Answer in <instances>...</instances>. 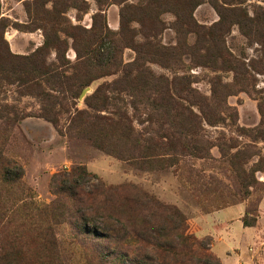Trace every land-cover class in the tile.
Returning a JSON list of instances; mask_svg holds the SVG:
<instances>
[{"label":"rangeland","instance_id":"1","mask_svg":"<svg viewBox=\"0 0 264 264\" xmlns=\"http://www.w3.org/2000/svg\"><path fill=\"white\" fill-rule=\"evenodd\" d=\"M124 1L0 0L3 56H31L45 45V24L56 23L53 35L58 33L64 42L62 62L77 68L83 61L78 51L84 54L92 40L87 32L102 30L109 36L96 46L105 69L94 73L96 79L78 100L65 102L71 114L60 116L57 125L45 117L47 106L25 96L11 74V85L3 84L0 90V209L6 213L0 244L7 261L160 264L164 247L174 246L184 234L201 243L191 248V255L199 258L194 256L189 264L205 253L217 260L211 264H264V59L261 47L243 36L238 26L223 41L240 70L222 69L220 59L197 65L183 49L184 44L194 45L195 36L183 38L175 30L178 14L187 16L186 0H169L178 9L165 7L158 44L171 54L165 63L161 59L148 63L144 57V64L158 83L172 86L175 81L179 86L187 81L190 103L181 102L191 115L175 118L155 111L146 95L134 91L120 93L118 103L129 117L131 133L100 132L71 122L76 111L96 114L88 99L100 87L124 81L137 61L136 51L121 40V13L149 0ZM197 2L193 23L205 28L217 25L215 6H223L222 1ZM243 2L251 17L264 8V0ZM131 26L140 30L137 23ZM113 39L120 54L117 65L108 68L115 56ZM144 43L138 36L133 45ZM49 62L59 66L54 50ZM201 109L220 123L210 126ZM177 130L200 134L206 159L196 158L193 151L182 155L177 139L168 141ZM156 134L164 136L167 155L140 159L138 153L154 146ZM237 155L235 169L232 160ZM253 169L259 171L250 175ZM7 172L21 176L19 186L4 183ZM156 204L176 208L184 223L161 214ZM106 228L115 232L103 234ZM143 228L145 242L135 238Z\"/></svg>","mask_w":264,"mask_h":264},{"label":"trees","instance_id":"2","mask_svg":"<svg viewBox=\"0 0 264 264\" xmlns=\"http://www.w3.org/2000/svg\"><path fill=\"white\" fill-rule=\"evenodd\" d=\"M126 1L128 0L124 2ZM221 1L223 6L219 4L215 6L220 16V22L215 26L205 28L197 24L195 25L191 16L200 4L197 0H186L185 9L187 10V16H181L176 12L179 17H177L175 30L178 35L183 38H187L190 35L195 36L194 45L189 47L187 44H184L183 49L194 57V61L197 65H211L213 61L220 59L223 61L222 63H224L222 69L230 66L232 70L236 72L240 70V68H238V62L226 49L223 38L225 39L230 33L232 27L238 26L243 36L250 41H256L261 47V55L264 59V8H259L251 17L247 9L243 7L247 2H243V0ZM167 6L178 9L177 4H173L169 0H149L145 5H141L140 7H125L123 9L121 13L120 37L123 42L128 43V45L136 51L138 55L137 61L134 63V66H131V71L127 72V77L124 81L115 82L108 87H100L95 95L91 99H88L87 105L89 109L96 114L90 115V113L76 111L73 114L71 122L77 124L78 121H80L88 128L97 129L100 132L111 134H119L121 132L131 133L132 129L129 117L125 112H121L119 108L121 103L119 94H128L134 91H140L142 94L146 95L148 97V106L152 107L155 111H163L164 113L169 112L168 114L172 113L175 118L191 115L189 109L181 102L182 100L189 102L187 98V81L179 86L176 85L175 81L172 83V86L170 84L167 86L163 82L158 83L157 80L151 76L149 70L145 68L144 64V57L150 59L148 63H152L150 61H154V59H161V61L165 63V59H169V54H171L169 52L170 50L160 47L158 44V40L162 36L164 30L160 27L163 26L160 17L165 12V7ZM132 9L135 12L130 14V10ZM137 15H143L142 17L145 18L139 19L136 17ZM148 16H154L155 18L147 19ZM42 19H44L43 16H41V20ZM131 23L139 24L140 30L137 31L133 29ZM1 26H3V23L0 20V28ZM56 27V23L45 24V45L31 56H12L9 53L3 56L0 53V90L3 84L11 85L9 82L10 78H8L11 74V77L15 78V80L12 81L18 84L21 90L26 92L25 96L36 97L47 106V109L44 108L45 117L50 122L57 125L60 116L71 114V110L66 108L65 102L69 100L75 102L78 100L83 90L96 79L92 77L94 73H96L98 69H105L100 64L99 49L96 46L99 44V40L102 37L108 39L109 36L103 35L102 30L94 31L93 29V31L87 32L88 34H92V40L85 47L84 54L78 51L79 59L83 61H81L79 67L74 68L62 62L61 54L64 42L58 37V33L53 35ZM138 36H142L145 43L133 45L134 40ZM1 43L2 40L0 41V49ZM113 44L114 46H112L113 48L111 50L115 53V56H113L111 62H109L108 68L117 65L118 55L120 54V45H117V41L114 39ZM52 50L57 53L59 66L49 62L50 52ZM6 68H11L13 71L9 73L6 71ZM78 68L79 70H77ZM242 72L243 71H241V73ZM215 105H218V109L221 107L219 103H215ZM102 113H107L108 115H101ZM201 114L210 126L220 123L219 120L209 118L203 109H201ZM196 119L199 120L197 117ZM163 139H165L164 136L156 134L154 146L151 149L143 148L140 150L138 157L145 160L147 158L157 159L162 155H167V145L161 142ZM176 139L181 145L182 155L189 151H193L196 158L206 159L204 156L205 149L201 144L203 139L200 134H192L189 130H177L175 135L172 136L171 139H168V141ZM238 156L239 155L234 156L232 160L235 169V160ZM2 161L0 157V163H2ZM258 171L259 170L253 169L250 175ZM3 179L4 183L9 187L19 186L21 183V176L19 174L7 172L6 176L3 175ZM154 207H157L161 214L174 216L181 219L184 223L182 214L176 208L163 207L158 204L154 205ZM5 214L6 213H3V210L0 209V231L2 230L1 224ZM102 231L103 234L115 232L111 228H106ZM95 235H97V233ZM145 236L144 228L139 232H135V238H137L138 241L145 242ZM196 243L199 245L201 244L199 242H192L190 237L184 234L180 235L177 244L174 246L166 245L164 247V254L159 259L160 264H189L193 262L192 259L194 256L199 258L197 255H191V248L195 247ZM210 261L216 262L217 260L205 253L202 259H198L195 264H211ZM0 264H12L7 261L5 249L1 244Z\"/></svg>","mask_w":264,"mask_h":264}]
</instances>
